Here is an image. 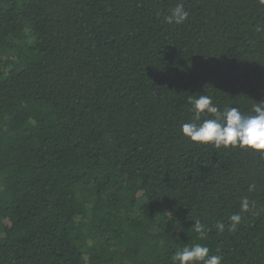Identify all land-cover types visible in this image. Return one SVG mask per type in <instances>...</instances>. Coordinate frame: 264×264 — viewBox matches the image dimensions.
I'll return each mask as SVG.
<instances>
[{
  "label": "trees",
  "instance_id": "1",
  "mask_svg": "<svg viewBox=\"0 0 264 264\" xmlns=\"http://www.w3.org/2000/svg\"><path fill=\"white\" fill-rule=\"evenodd\" d=\"M203 94L264 101V0H0V264H264V152L184 137Z\"/></svg>",
  "mask_w": 264,
  "mask_h": 264
},
{
  "label": "clouds",
  "instance_id": "2",
  "mask_svg": "<svg viewBox=\"0 0 264 264\" xmlns=\"http://www.w3.org/2000/svg\"><path fill=\"white\" fill-rule=\"evenodd\" d=\"M188 18V12L182 4H178L171 10V14L166 17L169 24L180 25ZM195 120L199 121L201 114H214L215 118L205 119L202 123H185L181 126L184 137L192 142L204 145L212 144L216 148L221 146H239L241 148L252 149L264 152V101L253 106L251 115L241 112L238 107H227L221 111L210 96L203 94L198 98H190ZM251 190V189H250ZM243 211H248L249 202L247 199L241 201ZM232 230L240 223L239 214L230 217ZM220 231L224 230V225H217ZM194 228L201 236L204 235V226L195 221ZM222 264V257L219 255H209V248L201 244L185 247L177 252L173 257V264Z\"/></svg>",
  "mask_w": 264,
  "mask_h": 264
}]
</instances>
